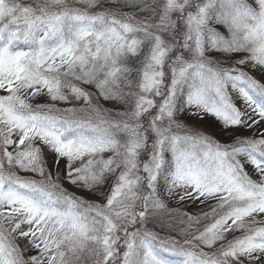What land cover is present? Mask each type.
Listing matches in <instances>:
<instances>
[{
  "label": "snow or ice",
  "instance_id": "obj_1",
  "mask_svg": "<svg viewBox=\"0 0 264 264\" xmlns=\"http://www.w3.org/2000/svg\"><path fill=\"white\" fill-rule=\"evenodd\" d=\"M0 264H264V0H0Z\"/></svg>",
  "mask_w": 264,
  "mask_h": 264
},
{
  "label": "rangeland",
  "instance_id": "obj_2",
  "mask_svg": "<svg viewBox=\"0 0 264 264\" xmlns=\"http://www.w3.org/2000/svg\"><path fill=\"white\" fill-rule=\"evenodd\" d=\"M254 75L256 76L257 79H260V73H254ZM239 103V102H238ZM108 107H110V105H106ZM182 119L186 120L189 124H194L196 123V121L194 120V118H189L187 117L186 115L182 117ZM202 126H207V124L205 123L204 125ZM210 131H212V133L218 138L220 139L222 142H227L230 138H231V133H223L219 130V127L216 126V127H212L210 129ZM240 133L243 134V135H250V132H247V131H244V130H240ZM82 194V193H81ZM91 198V197H89ZM183 209L187 212H190V213H196L200 210V208L202 206H200L198 203L197 204H192V203H187L185 205H182ZM156 231L160 232L161 235H165V232L161 231L159 227H157L155 229ZM173 235H175V233H173ZM19 243L21 244V246L23 247L27 241L26 240H20ZM30 255L31 254H35V252H31L29 253Z\"/></svg>",
  "mask_w": 264,
  "mask_h": 264
}]
</instances>
